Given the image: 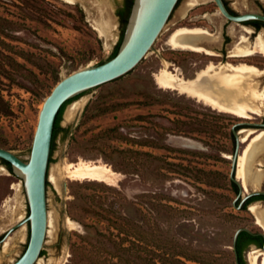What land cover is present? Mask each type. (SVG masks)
I'll list each match as a JSON object with an SVG mask.
<instances>
[{
	"label": "rangeland",
	"instance_id": "1",
	"mask_svg": "<svg viewBox=\"0 0 264 264\" xmlns=\"http://www.w3.org/2000/svg\"><path fill=\"white\" fill-rule=\"evenodd\" d=\"M122 1L0 0V17L9 22L5 40L33 54L41 68L18 59L34 75H16L14 82L0 76V95L10 108L9 115L0 114V147L28 159L38 113L56 82L113 52L125 29L117 13ZM227 2L237 14H264V0ZM180 27L207 30L211 36L197 45L216 55L169 46ZM259 34L264 38L263 26L255 31L226 21L212 0H181L140 71L119 85L91 91L77 103L82 108L71 120L70 108L63 112L60 125L67 132L57 136L49 166L48 251L41 264H235V231L263 230L249 205L233 206L232 128L264 123V108L250 119L220 112L160 87L155 74L166 66L193 79L210 63H246L264 71L262 54L229 57L241 37H248L252 48ZM248 81L264 92V75ZM243 129L263 130L238 126L239 138ZM247 144L241 143L239 152ZM255 147L253 169L264 173V139ZM79 162L108 165L116 174L110 182L68 178L65 166ZM53 175L61 177L57 186ZM253 190H264V179L247 192ZM27 215L21 180L0 161V239L21 224L0 244V264H12L24 252ZM254 249L259 248L249 246L243 253L247 264Z\"/></svg>",
	"mask_w": 264,
	"mask_h": 264
},
{
	"label": "water",
	"instance_id": "2",
	"mask_svg": "<svg viewBox=\"0 0 264 264\" xmlns=\"http://www.w3.org/2000/svg\"><path fill=\"white\" fill-rule=\"evenodd\" d=\"M212 1L217 12L228 22L244 24L257 21L264 23V14L254 12L233 14L228 10L224 0ZM180 3L181 0H133L116 55L106 62L88 65L64 76L44 98L38 113L28 159L24 161L14 152L0 147V160L7 162L10 165L11 174L21 180L28 207V215L23 221V223H28L29 227L28 242L24 252L12 264H41L48 251V188L46 183L50 166L53 127L61 106L66 101L85 93L70 102L65 108L67 110L79 103L91 92L90 90L119 85L140 71L177 13ZM238 126H248L259 130L264 129V123L242 122L232 128L235 147L231 160L230 180L238 188L233 206L240 210L249 198L264 196V190H253L244 195L242 184L236 179L240 141L235 129ZM20 225L18 223L10 228L0 239V244ZM241 232L251 234L247 228H239L235 231L232 250L236 264L238 261L235 245ZM260 235L264 238V233ZM262 250L264 251V244Z\"/></svg>",
	"mask_w": 264,
	"mask_h": 264
},
{
	"label": "bare ground",
	"instance_id": "3",
	"mask_svg": "<svg viewBox=\"0 0 264 264\" xmlns=\"http://www.w3.org/2000/svg\"><path fill=\"white\" fill-rule=\"evenodd\" d=\"M63 1L72 3L74 0ZM99 31L103 33L102 30ZM246 31L251 33V30ZM210 36V33L202 28L180 27L171 34L168 44L173 49L189 50L215 56L216 54L206 47L197 45L203 37ZM248 45L249 38L246 36L241 37L229 57L246 58L256 53L264 55V38L261 34L256 37V42L252 48H249ZM174 71L176 72L174 73ZM262 75H264L263 70L246 63L238 65L230 63L214 65L210 63L197 72L193 79H186L177 69L169 71L166 66L155 74V79L156 83L162 88L178 90L181 94L195 98L215 110L250 119L252 114H261L264 108V92L259 93V91H256V87L248 81V78ZM81 108L82 104L71 107L68 110L67 119L71 120ZM240 134H243L239 138L240 144H248L239 152L236 179L242 184L244 192H247L249 188H258L264 179V173L261 169H253V163L258 153L255 143L264 139V129L260 131L243 129ZM65 172L67 177L73 180L98 182H110L116 174L108 165L96 162L68 163L65 166ZM60 178L56 175L52 176L56 186L59 185ZM14 187L12 185V188ZM248 211L254 217L256 225L264 232V205L258 202L253 203L249 206ZM68 223L70 226L74 225L71 221H68ZM8 245V240H6L4 247ZM249 264H264V251L254 249L249 255Z\"/></svg>",
	"mask_w": 264,
	"mask_h": 264
},
{
	"label": "trees",
	"instance_id": "4",
	"mask_svg": "<svg viewBox=\"0 0 264 264\" xmlns=\"http://www.w3.org/2000/svg\"><path fill=\"white\" fill-rule=\"evenodd\" d=\"M132 2H133V0H129L126 8L119 10L118 15L120 16V18H122V20L124 22V28H125V25L127 23V19H128L129 13H130V8L132 5ZM8 23H9L8 20L0 17V76L7 79L8 81L14 82V81H16L15 80L16 75H22V76H27L28 74L34 75L32 70L26 68L25 64L20 62L18 59L34 65L40 71H41V68H39V66L36 64V62L33 59H31V57H34L33 54H27L23 50H19V49L15 48V46L13 44H11L5 40V39H10L7 32H6ZM248 23L255 24V25H257V27L258 26L264 27V23H262V22L256 21V22H248ZM123 33H124V29L122 31L121 37H120L117 45L115 46L113 52L111 53V55L109 56V58L107 60L111 59L112 57H114L116 55L118 48L121 44L122 38H123ZM106 61H104V62H106ZM90 91H92V90H90ZM83 94H85V93H83ZM83 94H81V95H83ZM81 95H79V96H77L71 100L66 101L61 106V108H60V110H59V112L55 118L53 133H52L49 164L52 161V155H53V152H54V149L56 146L57 136L59 135V133H66L67 132V129L62 128L60 125L63 112H64L66 106L70 102L77 99ZM9 113H10V108H9L8 104L3 100L2 96L0 95V114L7 116V115H9ZM0 161H2V160H0ZM2 163L4 165H6L7 168L9 169V171L11 172L10 165L5 161H2ZM47 185H48V183H46V186ZM232 185L234 186L235 191L237 192V186L233 182H232ZM242 239H247V241L243 245H239V243ZM254 240H256L257 245L259 247H261V244L263 242V238L260 235L252 236L246 232H241L239 234L237 241H236V245H235V251L237 254L238 264H247V262L245 261V259L243 257V253L247 249L249 244L254 243ZM41 255H42V252H41ZM233 255H234V252H233ZM234 263L236 264L235 256H234Z\"/></svg>",
	"mask_w": 264,
	"mask_h": 264
},
{
	"label": "flooded vegetation",
	"instance_id": "5",
	"mask_svg": "<svg viewBox=\"0 0 264 264\" xmlns=\"http://www.w3.org/2000/svg\"><path fill=\"white\" fill-rule=\"evenodd\" d=\"M128 1L129 0H123L122 1V4H121V8L120 9H125L126 8V6H127V4H128ZM228 0H224V2H225V4H226V6H227V8H228V10L229 11H231V13H233V14H237L235 11H233L232 9H231V7H230V3L229 2H227ZM117 13L119 14V10L117 11ZM119 16V15H118ZM120 17V16H119ZM244 24H247V25H249V26H251V28H253L255 31L257 30V25H255V24H252V23H244ZM244 31L245 32H247L246 31V29H244ZM228 40L227 39H223V42H222V45H225V47L228 45V42H227ZM219 50H222V48L221 49H219ZM233 135V134H232ZM234 137V136H233ZM236 192V191H235ZM237 193H238V188H237V192H236V195H237ZM239 201H240V199H239ZM256 202H258V203H261L262 205H264V196H256V197H252V198H249L247 201H245V203L242 205V207H241V209H243V208H245L246 206H250L251 204H253V203H256ZM249 208V207H248ZM261 233H264V232H251V234L250 235H252V236H254V235H260ZM6 234V233H5ZM4 234V235H5ZM261 236V235H260ZM262 237V236H261ZM263 238V237H262ZM247 241V239H242L241 241H240V243H239V245H243L245 242ZM263 244H264V238H263V242H262V244H261V247H259L258 245H257V243H256V240H254V243H251V244H249L248 245V247L249 246H256L257 248H259V249H263ZM247 247V248H248Z\"/></svg>",
	"mask_w": 264,
	"mask_h": 264
},
{
	"label": "built area",
	"instance_id": "6",
	"mask_svg": "<svg viewBox=\"0 0 264 264\" xmlns=\"http://www.w3.org/2000/svg\"><path fill=\"white\" fill-rule=\"evenodd\" d=\"M9 174V173H8Z\"/></svg>",
	"mask_w": 264,
	"mask_h": 264
}]
</instances>
